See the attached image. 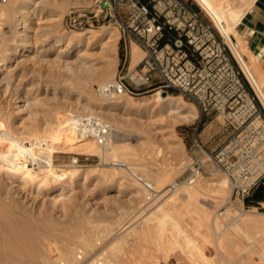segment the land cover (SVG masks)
I'll use <instances>...</instances> for the list:
<instances>
[{
  "label": "rangeland",
  "instance_id": "rangeland-1",
  "mask_svg": "<svg viewBox=\"0 0 264 264\" xmlns=\"http://www.w3.org/2000/svg\"><path fill=\"white\" fill-rule=\"evenodd\" d=\"M93 1L34 0L25 10V0H0V12L5 11L0 14V58H6L0 65V119L13 134L0 128V140L7 137L20 143L35 134L41 136L37 139L47 138L51 125L68 122L72 114H96L115 128L107 148L94 141L96 152L54 153L55 167L81 174L70 183L72 193L62 203L48 199L58 187L55 178L49 177L53 186L46 190L34 180L19 182L0 171V264H264V207L245 202L250 208L244 210L242 198L222 173L199 176L193 183L184 181L196 133L207 151L229 136L223 116L214 108L202 112L172 90L168 94L182 96L196 115L181 118L163 110L154 98L161 88L135 97L125 95L130 105L126 108L117 106L116 98L105 97L102 84L120 71L135 72L144 52L136 42H128L125 51L124 38L114 25H90L88 19L89 23L73 26L69 10ZM187 1L213 24L218 38L230 44L231 63L264 115V105L233 54L232 43L238 41L245 48L248 62L255 60L258 76H264V60L247 48L238 26L230 42L197 0ZM230 1L243 9L250 0ZM20 14L26 20L16 17ZM222 23L227 25L226 20ZM29 24L34 29L25 51V45L18 43L21 30ZM108 29L115 34L113 45L95 36ZM66 37H72L71 44ZM131 46L139 49L140 57L134 61ZM25 98L30 105L17 112ZM75 154L80 158L77 165L72 164ZM113 160L125 161L155 181L157 196L148 199L141 184ZM45 169L42 166L34 173L47 177ZM219 179L226 183L221 192L214 183ZM175 181L179 185L172 188ZM189 188L195 189L193 194H184Z\"/></svg>",
  "mask_w": 264,
  "mask_h": 264
},
{
  "label": "built area",
  "instance_id": "built-area-1",
  "mask_svg": "<svg viewBox=\"0 0 264 264\" xmlns=\"http://www.w3.org/2000/svg\"><path fill=\"white\" fill-rule=\"evenodd\" d=\"M67 15L75 27L86 20L89 23L88 19H92L90 25H114L124 38L125 51L128 42H136L144 52L135 72L120 71L101 87L105 97H135L158 88L162 92L176 90L202 112L214 108L223 116L231 131L229 136L222 145L207 151L197 132L190 145L191 162L183 171L184 181L225 174L233 192L242 198L243 209H249L246 198L264 184V115L255 96L244 87L240 71L231 63L229 44L218 38L213 24L202 17L200 10L187 0H94L87 7L70 9ZM69 121L77 139L92 138L104 148L111 143L115 128L101 116L72 114ZM41 145L45 146L44 142ZM16 156L20 165H43L28 153ZM79 161V154H75L72 164ZM112 163L140 183L148 199L157 196L154 184L133 166L122 160ZM178 185L175 181L172 188ZM260 204L264 207V202Z\"/></svg>",
  "mask_w": 264,
  "mask_h": 264
},
{
  "label": "bare ground",
  "instance_id": "bare-ground-1",
  "mask_svg": "<svg viewBox=\"0 0 264 264\" xmlns=\"http://www.w3.org/2000/svg\"><path fill=\"white\" fill-rule=\"evenodd\" d=\"M33 1L34 0H25L24 5H23L25 10H26V8H29V5L31 3H33ZM197 1L209 13V15H211L213 20L219 26L221 32L225 35V37L230 42H233L232 41V33L234 31H236V27L241 22L243 16L252 7L253 3L255 2V0H250L248 2V4L246 3L245 8L241 9L242 8L241 7L240 9H237L234 7V4H232L230 0H197ZM10 6H12V5H10ZM19 11H21V10L19 9ZM4 12L1 11L0 14L3 16V15H5ZM21 16L22 15L20 14V15H17L16 17H20L19 19L21 20V19H23V17L21 18ZM24 20H26V19H23L21 21H24ZM223 20L227 21V25H224L222 23ZM0 23H2L1 19H0ZM21 23H23V22H21ZM33 29L34 28H33L32 24H29V25H27V27L25 26L24 29L21 30V35L23 37H22L21 41H19L18 45H25V47H26L25 51L29 50V48H28V46L30 47L29 32L32 31ZM87 32H90V31H87ZM81 35H85V32L81 33ZM95 36L98 39L107 38V42L112 43V45L116 43V42L114 43V41H116V40H114L115 34H113V32L109 29L102 32V33L99 32V33L95 34ZM64 39L68 40L69 44H71L72 37H66ZM240 47H241V44L237 41V44L232 43L231 49L233 51V54L235 52L234 55L236 56V59L238 60L242 70L244 71V73L247 76V78L249 79L251 85L255 89L257 96L259 97L260 101L264 105V76H258L256 74V71L254 70L255 66L253 65V64L257 65L255 63V60H252L253 64L248 62V60L243 55V50L245 48L243 47L244 49L242 50V48H240ZM137 50H139V49H137V47L134 48L133 61H134V59L136 60L140 57V56H138ZM25 54H26V52H23V55H25ZM5 61H6V58H0V65H4ZM102 85H104V84H102ZM52 86H53V84H52ZM49 87H50V85H49ZM124 96L125 95H119V96L115 97L117 99L116 105L121 107V108H126L129 105L128 100ZM154 98L159 102V104L163 108V110L165 109V110L169 111L170 113L177 114L181 118H190V117H194L196 115V113H195L196 111L194 110L195 111L194 112L193 110H190V107L187 105L188 103H186V101L183 99L182 96H175V95H171V94L163 95L162 91H157L156 93H154ZM109 99H113V98H109ZM30 103L31 102H29L28 98L21 100L20 104L17 105L19 108L17 110V112H21L23 109L27 108L30 105ZM158 107H159V105H158ZM108 108H110V107H108ZM129 108H131V107H129ZM107 111H108V109H107ZM108 112H110V111H108ZM7 124L5 123L4 120L0 119V128L2 130L6 131V133H8L7 135L12 136L13 135L11 133L12 130H11V132L9 131V126H7ZM51 126H53V125H51ZM51 126H50V129H51L50 132H49V130H47L49 132L48 135L46 134L47 138L43 137L44 139L43 138L37 139V138H41V136H39L38 134H35L36 135L35 137L27 138V140H28L27 143L23 142L24 138L19 143V142H15V140L11 141L7 137L2 136L3 138L0 140V171H2V169H3L4 171H2V173L4 172L5 176L14 178L15 180H17L19 182L27 183V182H29V180H34L36 182V184L39 185V188L42 187L46 190L51 189L53 186V184H51V182L49 183V181H48L49 177L53 178V179L55 178L54 180L56 182L54 183V185H58V187H56L55 189H52V191L49 194L48 199L57 204L58 202L62 203L64 200H66V198H68V196L72 193V186L70 183L73 182L74 180H76L77 178H79L81 176V174L78 170H71V171L63 172V170L55 167L54 161H53L54 153H56V152H72L74 149H81L80 153H86V152L89 153V152H94V151L96 152L99 150L98 147L100 148L102 146L97 145L98 147H96L94 140L92 138H84V139H78L77 140L75 131L72 130V126L69 123V121L68 122H65V121L60 122L56 127L51 128ZM45 131H44V133H45ZM33 133H35V132L33 131ZM36 139H37V141H35ZM18 141H20V140H18ZM4 142H7L6 146L4 145ZM42 142H44L45 146L41 145ZM38 148H40V149L42 148V150H38ZM61 149H63V150H61ZM38 151H40L42 153L46 152L49 155L48 156L47 155H40V154H38L39 153ZM20 152L28 153L32 157H34L36 160L41 161L43 163V165L46 166L45 175L46 176L48 175V176L43 177V176H39L38 174H36L37 172L34 173L37 170H41V167L43 166L42 164H40L39 168L31 167V166L25 165V164L20 165L16 160L17 159L16 155H19ZM224 180L219 179L216 182H214L215 185L218 186L216 188L217 192H218V190L220 191L224 188V187H222V185H224V183H225ZM154 182L155 181H153V183ZM193 182H195V180L192 181L191 183H193ZM194 188H196V187H194ZM194 188L187 189V191L184 194H187V195L193 194V192L195 190ZM216 189H214V190H216ZM248 220H250V219L248 218Z\"/></svg>",
  "mask_w": 264,
  "mask_h": 264
},
{
  "label": "crops",
  "instance_id": "crops-1",
  "mask_svg": "<svg viewBox=\"0 0 264 264\" xmlns=\"http://www.w3.org/2000/svg\"><path fill=\"white\" fill-rule=\"evenodd\" d=\"M239 33L247 48L264 60V0H255L238 25ZM134 48L130 54L133 58Z\"/></svg>",
  "mask_w": 264,
  "mask_h": 264
},
{
  "label": "trees",
  "instance_id": "trees-1",
  "mask_svg": "<svg viewBox=\"0 0 264 264\" xmlns=\"http://www.w3.org/2000/svg\"><path fill=\"white\" fill-rule=\"evenodd\" d=\"M172 91H176V90H172ZM262 201H264V184L259 185L254 190L252 195H250L246 198L247 204H251V203L259 204Z\"/></svg>",
  "mask_w": 264,
  "mask_h": 264
},
{
  "label": "water",
  "instance_id": "water-1",
  "mask_svg": "<svg viewBox=\"0 0 264 264\" xmlns=\"http://www.w3.org/2000/svg\"><path fill=\"white\" fill-rule=\"evenodd\" d=\"M168 92L166 90L163 91V95H167Z\"/></svg>",
  "mask_w": 264,
  "mask_h": 264
}]
</instances>
